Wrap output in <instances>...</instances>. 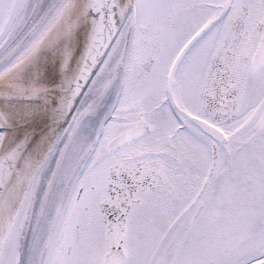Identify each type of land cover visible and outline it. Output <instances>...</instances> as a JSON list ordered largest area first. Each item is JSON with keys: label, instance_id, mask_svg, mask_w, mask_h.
I'll return each mask as SVG.
<instances>
[{"label": "snow or ice", "instance_id": "obj_1", "mask_svg": "<svg viewBox=\"0 0 264 264\" xmlns=\"http://www.w3.org/2000/svg\"><path fill=\"white\" fill-rule=\"evenodd\" d=\"M0 264H264V0H0Z\"/></svg>", "mask_w": 264, "mask_h": 264}]
</instances>
